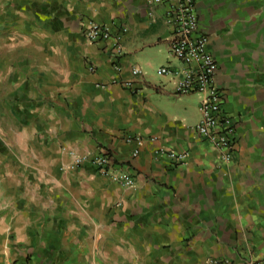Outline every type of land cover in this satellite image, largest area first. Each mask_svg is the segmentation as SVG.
Segmentation results:
<instances>
[{
  "label": "crops",
  "instance_id": "crops-1",
  "mask_svg": "<svg viewBox=\"0 0 264 264\" xmlns=\"http://www.w3.org/2000/svg\"><path fill=\"white\" fill-rule=\"evenodd\" d=\"M196 8L235 125L231 162L196 132L202 96H178L176 79L157 75L184 68L166 4L0 0V264L264 260V0ZM91 23L112 38L88 42ZM103 149L133 188L70 167Z\"/></svg>",
  "mask_w": 264,
  "mask_h": 264
},
{
  "label": "built area",
  "instance_id": "built-area-1",
  "mask_svg": "<svg viewBox=\"0 0 264 264\" xmlns=\"http://www.w3.org/2000/svg\"><path fill=\"white\" fill-rule=\"evenodd\" d=\"M154 4H166L165 17L172 30L169 51L184 68L163 66L157 70L158 76H171L176 79L175 92L178 96L200 94L202 96V119L196 126L197 134L208 141L226 162L233 160L235 125L223 112V96L214 83L217 63L207 51L208 38L200 32V20L196 0H153ZM90 43L107 41L112 38L110 27L91 23L83 32ZM121 51L119 50V53ZM134 77H142L141 69L133 70ZM125 88H132L133 82H125ZM136 140L139 146L145 142L140 137H128L127 142ZM174 162H183L186 155L176 152L159 151ZM139 150L131 153V159L137 158ZM116 156L103 149L96 155H72L70 167L78 168L88 163L101 176L126 188H133L135 180L116 166ZM8 264H17L11 262ZM206 264H235L227 259H211ZM254 264H264L259 261Z\"/></svg>",
  "mask_w": 264,
  "mask_h": 264
}]
</instances>
